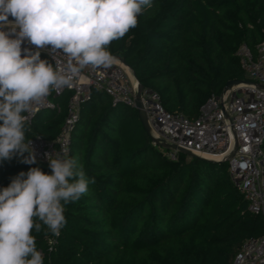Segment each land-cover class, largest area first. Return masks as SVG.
Listing matches in <instances>:
<instances>
[{"label": "trees", "instance_id": "1", "mask_svg": "<svg viewBox=\"0 0 264 264\" xmlns=\"http://www.w3.org/2000/svg\"><path fill=\"white\" fill-rule=\"evenodd\" d=\"M263 37L264 0H153L107 50L158 93L165 110L195 118L228 80L247 79L237 49L255 52ZM68 97H52L60 109L37 112L26 139L53 140ZM167 151L153 143L134 107L91 88L70 131L68 157L95 183L64 205L67 223L58 237L37 220L42 228L32 235L44 264H231L246 237L264 233L226 162L179 152L170 159ZM22 160L0 161V189L32 167L51 174L43 162Z\"/></svg>", "mask_w": 264, "mask_h": 264}, {"label": "clouds", "instance_id": "2", "mask_svg": "<svg viewBox=\"0 0 264 264\" xmlns=\"http://www.w3.org/2000/svg\"><path fill=\"white\" fill-rule=\"evenodd\" d=\"M152 6L153 0H0V161L19 156L36 163L24 113L51 90L71 88V74L87 66L109 68L114 57L107 46L136 27L138 16ZM25 41L36 50L24 48L22 57ZM40 50L48 51L55 67L41 59ZM58 56L67 58L64 68ZM45 155L51 174L32 167L0 189V264H44L33 228L39 233L43 224L58 237L67 223L64 205L95 183L78 158Z\"/></svg>", "mask_w": 264, "mask_h": 264}, {"label": "built area", "instance_id": "3", "mask_svg": "<svg viewBox=\"0 0 264 264\" xmlns=\"http://www.w3.org/2000/svg\"><path fill=\"white\" fill-rule=\"evenodd\" d=\"M8 19L13 20L11 16ZM21 47L22 57L24 48L36 50L26 41ZM40 51L41 59L48 60L55 67L56 61L48 51ZM58 51L62 54V50ZM237 56L247 79L264 85V37L256 45L255 52L241 44ZM113 57L109 68L87 66L75 74L70 73L71 88L51 90L41 104L34 105L31 113H24L30 123L41 110H59L60 102L52 97L69 92L67 112L58 135L53 140L39 135L31 138L36 161L48 165L46 153L68 156L70 131L78 118L79 105L89 97L91 88L104 91L113 104L134 106L133 78L129 68ZM57 60L61 68L66 66V57L58 56ZM140 102L151 136L200 157L227 163L231 182L247 201L248 211L261 217L264 227V89L253 84H237L218 95L209 96L195 118L168 112L162 107L158 93L147 88H142ZM177 153L168 150L166 155L176 159ZM231 264H264V233L246 237Z\"/></svg>", "mask_w": 264, "mask_h": 264}, {"label": "water", "instance_id": "4", "mask_svg": "<svg viewBox=\"0 0 264 264\" xmlns=\"http://www.w3.org/2000/svg\"><path fill=\"white\" fill-rule=\"evenodd\" d=\"M116 58L127 66V64L123 61L122 58H120V57H116ZM129 72H130V74H131V76L133 78V88H134V95H135V104H134L133 107L137 110L138 117H139V119H140V121H141V123H142V125H143V127L145 129V131L147 132V134L151 137L152 141L157 146L165 148L167 150H174L176 152L183 153V154H185V155H187L189 157H199V158H202V159H204L206 161L213 162V163L224 162V161H218V160H214V159L207 158V157H200V156L190 152L189 150H187L185 148L176 146L174 144L167 143V142H165L164 140H162L160 138L151 136L149 128H148V125H147V122H146V118H145L144 112L142 111V108H141V102H140L141 90H142L143 86L141 85V83L137 79V77L135 75V72L133 70H131L130 68H129ZM237 84H253V85L257 86L258 88L264 89V85H262L260 83H255V82L250 81L248 79H230L224 85V87L222 89V92H224L227 89L232 88L233 86H235Z\"/></svg>", "mask_w": 264, "mask_h": 264}]
</instances>
